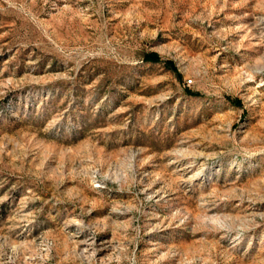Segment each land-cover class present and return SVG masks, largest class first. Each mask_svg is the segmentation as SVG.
Here are the masks:
<instances>
[{
    "label": "rangeland",
    "instance_id": "obj_1",
    "mask_svg": "<svg viewBox=\"0 0 264 264\" xmlns=\"http://www.w3.org/2000/svg\"><path fill=\"white\" fill-rule=\"evenodd\" d=\"M0 264H264V0H0Z\"/></svg>",
    "mask_w": 264,
    "mask_h": 264
},
{
    "label": "trees",
    "instance_id": "obj_2",
    "mask_svg": "<svg viewBox=\"0 0 264 264\" xmlns=\"http://www.w3.org/2000/svg\"><path fill=\"white\" fill-rule=\"evenodd\" d=\"M145 60L148 62H158L159 58L156 55H149L145 57ZM170 67H173L171 63L168 64Z\"/></svg>",
    "mask_w": 264,
    "mask_h": 264
}]
</instances>
